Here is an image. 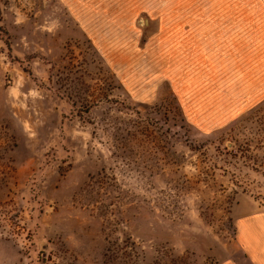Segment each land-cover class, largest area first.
Here are the masks:
<instances>
[{"label": "rangeland", "instance_id": "rangeland-1", "mask_svg": "<svg viewBox=\"0 0 264 264\" xmlns=\"http://www.w3.org/2000/svg\"><path fill=\"white\" fill-rule=\"evenodd\" d=\"M259 44L264 0H0V264H248Z\"/></svg>", "mask_w": 264, "mask_h": 264}, {"label": "crops", "instance_id": "crops-1", "mask_svg": "<svg viewBox=\"0 0 264 264\" xmlns=\"http://www.w3.org/2000/svg\"><path fill=\"white\" fill-rule=\"evenodd\" d=\"M254 34L258 37L256 31ZM244 54V68L240 66L239 73L238 99L240 102L234 105L237 109H244L260 101L264 96L263 45L245 47ZM253 216L254 218L245 216L239 220L238 239L248 253V264H264V218L258 215ZM227 264L234 263L228 262Z\"/></svg>", "mask_w": 264, "mask_h": 264}]
</instances>
